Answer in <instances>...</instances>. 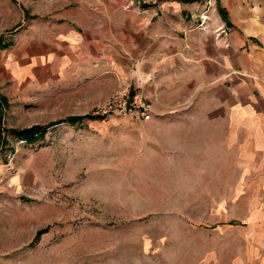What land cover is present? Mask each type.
Segmentation results:
<instances>
[{
	"label": "rangeland",
	"instance_id": "obj_1",
	"mask_svg": "<svg viewBox=\"0 0 264 264\" xmlns=\"http://www.w3.org/2000/svg\"><path fill=\"white\" fill-rule=\"evenodd\" d=\"M104 4L0 0V264H264L263 139L210 99L155 115L108 60L57 42ZM124 89L148 120L104 109ZM78 115L94 118L52 124ZM35 124L41 139L12 134Z\"/></svg>",
	"mask_w": 264,
	"mask_h": 264
},
{
	"label": "crops",
	"instance_id": "obj_2",
	"mask_svg": "<svg viewBox=\"0 0 264 264\" xmlns=\"http://www.w3.org/2000/svg\"><path fill=\"white\" fill-rule=\"evenodd\" d=\"M104 2L70 11L77 23L64 22L57 42L108 60L155 115L210 99L229 133L264 143V0H165L145 11Z\"/></svg>",
	"mask_w": 264,
	"mask_h": 264
},
{
	"label": "built area",
	"instance_id": "obj_3",
	"mask_svg": "<svg viewBox=\"0 0 264 264\" xmlns=\"http://www.w3.org/2000/svg\"><path fill=\"white\" fill-rule=\"evenodd\" d=\"M128 89H124L122 92L118 93L113 97L112 104H109L104 109L110 112H117L122 115L135 116L136 118H141L148 120L151 116V111L149 105L136 100V97L130 101Z\"/></svg>",
	"mask_w": 264,
	"mask_h": 264
},
{
	"label": "trees",
	"instance_id": "obj_4",
	"mask_svg": "<svg viewBox=\"0 0 264 264\" xmlns=\"http://www.w3.org/2000/svg\"><path fill=\"white\" fill-rule=\"evenodd\" d=\"M223 13V11H222ZM94 118L92 115H78V116H70L62 121H58L52 124H58L61 122H67L70 124H77V122H79L80 120H84V119H88V118ZM98 118V117H96ZM51 124V125H52ZM49 126L48 125H39V124H35L31 127L28 128H24V129H20V130H13L12 134L19 138V139H23L27 142H31V141H36L38 139H41L44 137L47 128ZM46 230V229H45ZM44 230H39L36 235H35V239H37V237L43 232Z\"/></svg>",
	"mask_w": 264,
	"mask_h": 264
}]
</instances>
